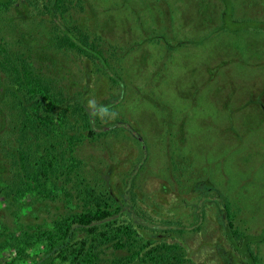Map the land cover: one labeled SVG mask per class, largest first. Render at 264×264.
Returning a JSON list of instances; mask_svg holds the SVG:
<instances>
[{
  "label": "rangeland",
  "instance_id": "obj_1",
  "mask_svg": "<svg viewBox=\"0 0 264 264\" xmlns=\"http://www.w3.org/2000/svg\"><path fill=\"white\" fill-rule=\"evenodd\" d=\"M226 1L82 0L83 8H70L66 18L100 41L111 67L106 75L77 51L51 46L52 23L41 0H26L21 27L12 14L0 19L9 50L52 76L57 96L85 90L96 102L121 93L108 113L119 120L118 133L73 140L81 173L65 184L71 196H64V187L55 198L27 195L13 205L0 196L1 244L17 223L32 220L30 210L41 201L49 204L43 215L51 222L55 214L94 206L101 191L117 200L109 197L108 207L125 204L134 216L143 256L167 242L181 246L193 264L243 261L224 236L218 204L200 201L206 192L236 213L235 228L253 233L255 242L264 239V0ZM29 30L33 37L19 38ZM16 131L15 141L21 137ZM38 141L24 145L36 149ZM198 208L200 226H190ZM76 236L86 238L79 231ZM261 242L255 244L258 264H264ZM10 255L1 249L0 264L18 261Z\"/></svg>",
  "mask_w": 264,
  "mask_h": 264
},
{
  "label": "trees",
  "instance_id": "obj_2",
  "mask_svg": "<svg viewBox=\"0 0 264 264\" xmlns=\"http://www.w3.org/2000/svg\"><path fill=\"white\" fill-rule=\"evenodd\" d=\"M41 1L46 3L44 9L52 23V35L49 38L54 41L51 46L57 50L64 47L77 51L95 65V71L106 75L111 67L99 45L100 41L90 37L93 34L91 31L82 29L80 24L66 18L70 8H83L82 0ZM222 1L227 4L226 0ZM25 2L26 0H0V19L5 22L4 16L12 14L14 16L11 19L21 27L17 21L23 23L28 15ZM36 16L41 17L40 14L33 15L34 18ZM58 16L63 18V25L56 22ZM1 29L0 27V196L5 199V204L13 205L18 202L19 197L27 195H37L43 199L55 198V191L64 187L63 194L69 197L71 193L65 184L73 172L74 176H80L81 173L80 160L73 158L71 154L76 145H73V140H77L79 144L86 137L118 133L121 130L119 120L111 119L108 113L113 111L121 93L116 98L110 95L96 102H89V97H85V90L77 96H57L56 92L60 93V89L54 85L52 76L46 75L43 69L32 70V66L22 60L21 54L17 56L9 50ZM33 36L30 30L27 34L21 31L19 38ZM116 78L118 77H111L110 80L116 82ZM16 130L19 131L18 136H21L17 141L11 137ZM26 139L39 140L37 148L33 147L36 153H33L34 149L29 144L24 145ZM62 176L67 179L59 187ZM78 191L81 194V190ZM100 193L102 196L94 206L69 215L55 214L50 216L54 217L51 222L45 221L43 215V210L47 211L49 208L48 203L41 201L42 205L32 207L29 218L33 221L24 225L17 223L15 233H7L2 241L5 245L0 242V250L6 248L11 252L10 257L18 260L5 264H131L128 263L131 261L137 264H193L182 247L175 243L163 242L154 246L148 241L146 244L152 248L143 256L142 251L146 245H139L138 238L142 236L137 231L134 216L129 214L125 204L117 203L114 209L108 207L107 199L110 197L117 202L116 198L109 195L111 192L104 195L102 191ZM203 198L218 204L224 236L233 251L245 262L240 264H258L260 261L257 260L256 250L259 247L255 244L262 243L264 239L255 242L257 239L253 233L246 234L239 227L235 228L233 218L236 213H231L225 201L217 200L215 195L207 192L200 201ZM197 206L200 207V204ZM196 215L198 219L191 222L190 226L199 225L203 219V209L196 211ZM119 218L127 219V222H118ZM112 224L115 226L111 227ZM78 231L84 233L86 238L78 239ZM251 245L256 247L255 250ZM120 252H126L127 255H119Z\"/></svg>",
  "mask_w": 264,
  "mask_h": 264
}]
</instances>
